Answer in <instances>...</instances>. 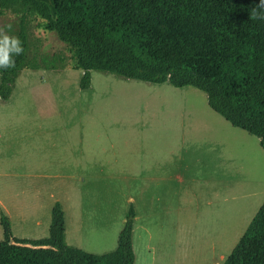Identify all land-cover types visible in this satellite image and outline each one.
Here are the masks:
<instances>
[{
	"label": "rangeland",
	"instance_id": "rangeland-1",
	"mask_svg": "<svg viewBox=\"0 0 264 264\" xmlns=\"http://www.w3.org/2000/svg\"><path fill=\"white\" fill-rule=\"evenodd\" d=\"M0 28L15 34L18 17L1 15ZM29 32L31 57L70 55L38 17ZM83 74L23 70L0 107L24 162L0 167V216L13 214L15 237H47L59 202L67 244L110 253L132 205L135 264H223L264 203L259 139L196 88L92 71L84 90Z\"/></svg>",
	"mask_w": 264,
	"mask_h": 264
},
{
	"label": "trees",
	"instance_id": "trees-1",
	"mask_svg": "<svg viewBox=\"0 0 264 264\" xmlns=\"http://www.w3.org/2000/svg\"><path fill=\"white\" fill-rule=\"evenodd\" d=\"M0 0V16L19 19L24 52L0 68V99L8 100L23 70L98 71L151 84L193 87L233 127L257 137L264 150V19L260 0ZM64 43L68 57H31L30 18ZM131 205L115 251L96 255L67 244L65 211L56 202L49 235L19 239L1 212L0 264H135ZM223 264H264V203Z\"/></svg>",
	"mask_w": 264,
	"mask_h": 264
},
{
	"label": "crops",
	"instance_id": "crops-1",
	"mask_svg": "<svg viewBox=\"0 0 264 264\" xmlns=\"http://www.w3.org/2000/svg\"><path fill=\"white\" fill-rule=\"evenodd\" d=\"M45 1L48 2V0H45ZM10 98L8 100L0 99V107L2 103H5V104L8 103L10 101ZM7 120H9V122H7ZM11 123H12L11 117H2L0 115V167L2 165H5L4 168L15 169L18 167V162L22 165H24V162L21 159L19 160V158L17 157V154H16L17 152L15 149V137H14L15 132H16V127L12 126ZM14 176L15 178L19 177L17 173H15ZM0 207H2L1 201H0ZM7 215L6 216L9 218V220H11V224H12L13 214H7ZM65 219H66V241H67V229H68L67 214H65ZM0 227H2L1 216H0ZM0 235H1V231H0Z\"/></svg>",
	"mask_w": 264,
	"mask_h": 264
},
{
	"label": "clouds",
	"instance_id": "clouds-1",
	"mask_svg": "<svg viewBox=\"0 0 264 264\" xmlns=\"http://www.w3.org/2000/svg\"><path fill=\"white\" fill-rule=\"evenodd\" d=\"M257 8L264 9V0H260ZM252 19H264V14H260L256 9L251 13ZM8 30L11 25L7 26ZM24 52L22 42L19 38L11 36L5 28H0V68L5 70L13 69L16 67L14 56H20Z\"/></svg>",
	"mask_w": 264,
	"mask_h": 264
}]
</instances>
